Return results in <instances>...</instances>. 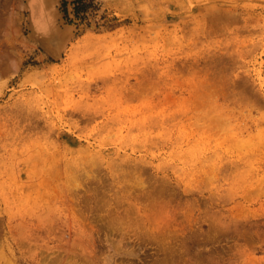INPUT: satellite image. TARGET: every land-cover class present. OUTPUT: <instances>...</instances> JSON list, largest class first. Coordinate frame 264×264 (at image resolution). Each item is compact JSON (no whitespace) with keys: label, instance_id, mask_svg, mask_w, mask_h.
<instances>
[{"label":"rangeland","instance_id":"1","mask_svg":"<svg viewBox=\"0 0 264 264\" xmlns=\"http://www.w3.org/2000/svg\"><path fill=\"white\" fill-rule=\"evenodd\" d=\"M42 1L56 54L28 0H0V264H264V123L244 128L264 113V0ZM229 7L244 19L213 21ZM209 68L228 78L213 107ZM129 69L156 86L118 108Z\"/></svg>","mask_w":264,"mask_h":264},{"label":"bare ground","instance_id":"2","mask_svg":"<svg viewBox=\"0 0 264 264\" xmlns=\"http://www.w3.org/2000/svg\"><path fill=\"white\" fill-rule=\"evenodd\" d=\"M121 2H125L128 0H119ZM210 1V0H209ZM213 2H218L217 0H211ZM224 1L226 3H230V0H221ZM28 4L29 6L33 9V14H32V21H31V30L33 31V33H35V35L37 34V36H39L40 38H38L41 42V44L44 46H48V48H50V50H52L54 54H56L55 52H57L59 50V47L61 45V43H63V32H56L54 31V28L52 26L51 23V13L49 12L50 8H49V4L46 5L45 2H43L42 0H28ZM243 14L244 12L242 10H238V8L236 7H229L228 9L225 10H221L218 15H215L213 18V21H219V20H229V21H234V20H240V19H244L243 18ZM216 23V22H214ZM246 26V25H245ZM56 30V29H55ZM58 39H57V38ZM252 41V38H250L249 40ZM247 41V42H248ZM243 43V41H242ZM245 46H247L246 41H244L243 43ZM263 46V44L261 45ZM64 47V46H63ZM62 47V48H63ZM253 47H256V45H254ZM252 47V48H253ZM60 51V50H59ZM249 50H238L239 53V58L243 59L245 56V53H247ZM62 52V51H61ZM53 54V55H54ZM59 54V53H58ZM218 61H220V57L218 59ZM218 61H215L216 63ZM211 65H215V64H211ZM138 69H129V71L127 72L126 76L124 79H119V78H114L112 81L111 79L105 80L102 82L101 85H96L95 87L91 86V84H87V86L82 87L81 88V93L83 95V97L86 100L89 99H96V96H94V90L95 91H100V93H102V89L107 90L108 88H110V90H116L117 94L119 95V101L118 104H115L116 107H121L122 103L128 104L127 101L132 100L133 98H135V96L139 95V93L143 92V91H147L150 89H153L156 86V82L152 81L149 78V74L146 71H141L140 74L138 73ZM195 73V72H194ZM260 73L261 71H257L258 74V79L259 82H261V77H260ZM207 74L211 75L210 79H208L207 77V92L212 93V97L210 98L212 105L211 107H213L216 103H217V98L220 95H224L226 96V92H225V85L228 83V78L226 77V75L222 74L219 70L217 69H207ZM196 75V74H195ZM135 77V79L137 80L138 86H129L128 87V83H129V79L130 77ZM141 76V79H140ZM106 81H112V83L109 85ZM194 80H192L193 82ZM107 85H109L107 87V89L105 88ZM193 85V89L198 88L199 85ZM262 85V84H260ZM146 89V90H144ZM234 92V90H233ZM234 96L238 99V98H244V93L243 91H237L234 93ZM93 99V100H94ZM98 100V99H96ZM146 103L151 106L152 105V100L148 99L146 100ZM248 104L246 103V107ZM89 108L88 106L85 108V110H83V114L86 115L88 121L89 120H95V117L101 113L103 116H106V118L110 121H113L114 118L119 119V115H113L111 116V113L106 114L105 111L101 112V111H93L92 114L91 112L87 109ZM233 108H228V107H223L222 110H220L218 117H233V113L231 112ZM136 112H140V110L137 108ZM109 116V117H108ZM112 117V118H111ZM226 117V118H227ZM221 119V118H219ZM259 123H264V113H261L260 116L252 118L250 121H248L245 124V130H247V127H250L252 129V127L257 126ZM141 126V121H140V125ZM247 128V129H246ZM256 128V127H254ZM232 133L236 136L242 135V130L241 127L239 126V124L237 123L235 126H233V131ZM260 133V132H258ZM253 134L248 133L247 134V138L245 139L246 141H249ZM262 136H264V130H263V134L261 133ZM248 143V142H247Z\"/></svg>","mask_w":264,"mask_h":264},{"label":"trees","instance_id":"3","mask_svg":"<svg viewBox=\"0 0 264 264\" xmlns=\"http://www.w3.org/2000/svg\"><path fill=\"white\" fill-rule=\"evenodd\" d=\"M86 2H87V0H74V4H75V15L78 12L86 11L88 9V7L90 6V4H87ZM65 12H66V10H65ZM69 21L71 22L72 20H69Z\"/></svg>","mask_w":264,"mask_h":264}]
</instances>
